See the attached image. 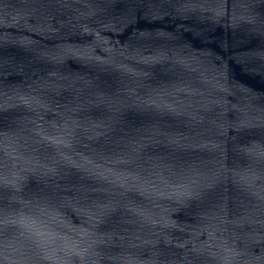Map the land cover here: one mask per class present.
Masks as SVG:
<instances>
[{
  "label": "water",
  "instance_id": "1",
  "mask_svg": "<svg viewBox=\"0 0 264 264\" xmlns=\"http://www.w3.org/2000/svg\"><path fill=\"white\" fill-rule=\"evenodd\" d=\"M0 264H264V0H0Z\"/></svg>",
  "mask_w": 264,
  "mask_h": 264
}]
</instances>
